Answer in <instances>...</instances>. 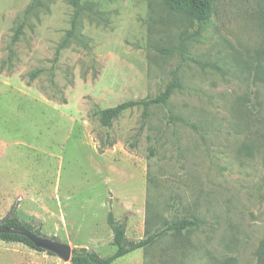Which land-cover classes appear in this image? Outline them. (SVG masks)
Wrapping results in <instances>:
<instances>
[{
    "label": "rangeland",
    "instance_id": "rangeland-1",
    "mask_svg": "<svg viewBox=\"0 0 264 264\" xmlns=\"http://www.w3.org/2000/svg\"><path fill=\"white\" fill-rule=\"evenodd\" d=\"M173 73L166 106L109 128L91 116ZM10 211L102 257L109 213L130 241L196 222L112 264H264V0H212L200 28L167 0H0V219ZM0 264L70 262L0 240Z\"/></svg>",
    "mask_w": 264,
    "mask_h": 264
},
{
    "label": "trees",
    "instance_id": "trees-1",
    "mask_svg": "<svg viewBox=\"0 0 264 264\" xmlns=\"http://www.w3.org/2000/svg\"><path fill=\"white\" fill-rule=\"evenodd\" d=\"M82 1L86 0H71V4L74 7H78ZM211 2L212 0H167V3L173 11L178 12L185 18L196 23L198 28H200L201 25L208 19L210 15ZM26 13H28V10ZM21 28L22 27L20 26L17 28L15 36L13 37V42L19 37ZM59 51L60 50L58 49L57 55L55 56L56 61L58 60ZM42 72L43 70L33 71L29 74V80L32 81ZM178 86V79L176 74L173 73L170 83L167 84L163 91H161L158 95L143 100L124 102L111 108L96 110L91 114V116L97 117L103 127L109 128L115 118H117L123 111L130 108L142 106L146 109L151 105L166 106L173 91L178 88ZM144 115H146V113ZM107 224L112 231V240L110 244L115 248V252L109 256L102 257L93 250L74 248L71 250L70 264H112L118 258L151 245L156 238L164 232L173 231L174 233H181L182 231L196 226L195 221L183 218L175 223L167 225L166 229L161 232L149 234L145 238L138 241H130L126 238L125 225L121 222H117L111 213L108 214ZM14 228L25 229L31 233L40 235V224L33 220L22 221L16 217L13 211H10L9 214L0 219V240L5 242H20L35 249L33 244L24 236L4 232L5 230ZM262 248L264 252V241L262 243ZM36 250L42 251L40 249ZM47 253L52 254L50 252ZM261 256L264 259V254Z\"/></svg>",
    "mask_w": 264,
    "mask_h": 264
},
{
    "label": "water",
    "instance_id": "water-1",
    "mask_svg": "<svg viewBox=\"0 0 264 264\" xmlns=\"http://www.w3.org/2000/svg\"><path fill=\"white\" fill-rule=\"evenodd\" d=\"M4 232L24 236L33 244L35 249H40L45 252H50L53 255H56L62 261L70 262L72 249L69 245L65 243H61L51 238L36 235L25 229H20V228L8 229L5 230Z\"/></svg>",
    "mask_w": 264,
    "mask_h": 264
}]
</instances>
